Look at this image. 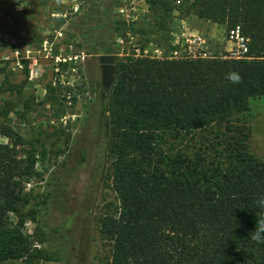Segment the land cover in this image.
Segmentation results:
<instances>
[{"label":"trees","instance_id":"1","mask_svg":"<svg viewBox=\"0 0 264 264\" xmlns=\"http://www.w3.org/2000/svg\"><path fill=\"white\" fill-rule=\"evenodd\" d=\"M149 2L164 19L177 0ZM191 10L228 31L241 25L249 54L138 56L119 64L109 120L117 202L109 203L100 223L111 244L110 264H264V243L250 234L264 213L256 203L264 195V159L250 151V132L233 126L251 99L264 96V0H193ZM109 47L102 50L112 53ZM233 71L241 76L238 84L227 79ZM9 90L17 89L2 83L0 96ZM18 104L0 97V134L10 139L0 143V264L31 251L22 209L30 201L26 183L36 175L37 155L21 154L26 139L8 122ZM205 132L193 156H175L163 145Z\"/></svg>","mask_w":264,"mask_h":264},{"label":"rangeland","instance_id":"2","mask_svg":"<svg viewBox=\"0 0 264 264\" xmlns=\"http://www.w3.org/2000/svg\"><path fill=\"white\" fill-rule=\"evenodd\" d=\"M149 1L134 0L136 18L127 20L119 9L131 0H0V85L21 91L0 97L19 102L8 122L26 139L21 154L37 155L36 175L26 183L30 201L22 209L30 255L5 264L111 262V244L100 233L103 213L117 202L113 84H103L104 47L116 55V72L128 57H170L173 32L185 20L203 35L210 56L226 55L227 25L193 14V0L176 2L164 19ZM233 126L250 132V151L264 159V96L251 99ZM206 134L163 145L175 156H193ZM9 141L0 134V143Z\"/></svg>","mask_w":264,"mask_h":264},{"label":"built area","instance_id":"3","mask_svg":"<svg viewBox=\"0 0 264 264\" xmlns=\"http://www.w3.org/2000/svg\"><path fill=\"white\" fill-rule=\"evenodd\" d=\"M127 1V0H125ZM130 6L121 7L119 10L121 13H125L127 20H134L136 18L137 8L133 5L134 0H131ZM178 3L181 0H177ZM131 35V33H130ZM249 41L243 32L241 25H235L231 27L227 34V42L229 47L227 53L223 57L225 58H246L249 54ZM205 39L203 35L198 31L191 30L188 22L183 20L179 25V28L173 32V50L172 55L168 58H210L205 47ZM146 51V50H145ZM147 52V51H146ZM147 56V54H146ZM156 58V57H155Z\"/></svg>","mask_w":264,"mask_h":264},{"label":"clouds","instance_id":"4","mask_svg":"<svg viewBox=\"0 0 264 264\" xmlns=\"http://www.w3.org/2000/svg\"><path fill=\"white\" fill-rule=\"evenodd\" d=\"M227 79L235 84L240 83L241 76L233 71L227 74ZM257 205L264 209V195H261L257 201ZM251 239L257 243H264V213L257 214V222L255 231L251 232Z\"/></svg>","mask_w":264,"mask_h":264},{"label":"water","instance_id":"5","mask_svg":"<svg viewBox=\"0 0 264 264\" xmlns=\"http://www.w3.org/2000/svg\"><path fill=\"white\" fill-rule=\"evenodd\" d=\"M100 62L103 69V84L105 88L110 87L116 76V55L104 53L100 55Z\"/></svg>","mask_w":264,"mask_h":264}]
</instances>
